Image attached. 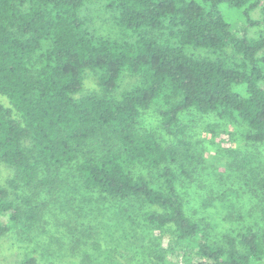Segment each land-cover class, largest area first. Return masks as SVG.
Returning <instances> with one entry per match:
<instances>
[{
	"label": "trees",
	"instance_id": "1",
	"mask_svg": "<svg viewBox=\"0 0 264 264\" xmlns=\"http://www.w3.org/2000/svg\"><path fill=\"white\" fill-rule=\"evenodd\" d=\"M261 2L0 0V164L13 173L0 184V239L36 242L50 262L41 198L53 199L72 169L97 203L118 202L146 228L168 230L150 250L154 264H264V233L248 227L216 241L179 192L202 154L185 139L182 115H214L264 144V36L248 34ZM221 6L238 11L242 31ZM152 108L175 144L144 127ZM234 164L264 217V161L244 152ZM122 238V251L137 246L135 232ZM18 264L39 262L31 251Z\"/></svg>",
	"mask_w": 264,
	"mask_h": 264
},
{
	"label": "rangeland",
	"instance_id": "2",
	"mask_svg": "<svg viewBox=\"0 0 264 264\" xmlns=\"http://www.w3.org/2000/svg\"><path fill=\"white\" fill-rule=\"evenodd\" d=\"M220 11L234 30L242 31V20L237 10L221 6ZM251 19L259 24L250 27L248 34L264 36V0L251 13ZM129 83L130 79L125 78L120 90ZM95 88L87 73L83 90ZM159 119L155 108L141 115L144 127L154 132L161 142L175 144L176 140L161 130ZM182 120L187 127L185 139L193 147L202 149L200 164L179 186L185 212L194 219L208 222L216 241L225 234L233 235L248 227L264 233L261 195L245 186L242 173L234 164V154L244 152L264 161V144L247 142L244 126L219 120L214 115H199L191 111L182 115ZM12 175L8 167L0 164L1 185H5ZM60 180L59 190L53 199L45 194L41 198L46 208L40 228L45 233L39 238L40 242L51 247L48 253L50 262L46 261V264L155 263L150 250L159 249L164 241L169 240L168 230L146 228L133 214H125V207L118 202L97 203L92 199L95 195L82 193L72 169L63 172ZM237 213L241 218L235 217ZM130 216L131 219L128 218ZM124 232H135L136 235L137 246L131 245L127 251L120 249L124 243ZM138 235L144 249L137 244ZM18 239L14 233L0 239V264H18L25 253L31 251L39 264H45L36 242L21 243Z\"/></svg>",
	"mask_w": 264,
	"mask_h": 264
}]
</instances>
